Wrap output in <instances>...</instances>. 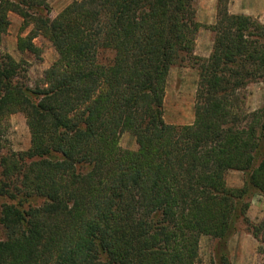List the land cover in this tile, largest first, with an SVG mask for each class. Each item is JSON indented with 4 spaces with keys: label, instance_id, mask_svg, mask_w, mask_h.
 Here are the masks:
<instances>
[{
    "label": "trees",
    "instance_id": "16d2710c",
    "mask_svg": "<svg viewBox=\"0 0 264 264\" xmlns=\"http://www.w3.org/2000/svg\"><path fill=\"white\" fill-rule=\"evenodd\" d=\"M47 1L0 0V39L14 13L31 27L20 54L39 58L38 36L57 54L31 86L0 51V264H200L203 236L229 264L235 223L264 195V93L238 112L241 89L264 87V24L232 15L231 0H216L208 26L195 0H72L53 19ZM201 28L213 34L207 58L193 54ZM188 61L194 121L166 124L169 71ZM16 113L30 146L4 154L1 122ZM124 132L139 151L119 147ZM228 171L245 174L241 187ZM252 229L264 243V220Z\"/></svg>",
    "mask_w": 264,
    "mask_h": 264
},
{
    "label": "rangeland",
    "instance_id": "374dc122",
    "mask_svg": "<svg viewBox=\"0 0 264 264\" xmlns=\"http://www.w3.org/2000/svg\"><path fill=\"white\" fill-rule=\"evenodd\" d=\"M72 0H48L49 17L53 19ZM196 21L202 25H211L215 20L216 0H195ZM229 12L235 16H250L264 24V0H231ZM9 26L0 39V51L9 54L21 63L26 70L29 85L40 80L43 72L56 60L57 54L51 43L43 36L36 37L33 42L41 49L39 58L31 54H20L16 49L17 38L25 36L31 27L21 30L22 19L9 13ZM213 34L208 29H199L194 41L193 54L199 58L210 55ZM113 57L110 52L100 55L102 62ZM198 83V71L194 62H183L173 66L167 77L163 100V120L175 126L190 125L194 121V105ZM264 87L262 83L251 82L239 92V114L243 115L259 109L263 103ZM1 145L4 154L24 152L30 146V134L23 114L16 113L5 117L2 122ZM119 147L128 151H139L140 147L134 136L124 132L119 136ZM245 174L238 171L226 173V184L230 188L243 185ZM250 206L246 213L249 221L237 220L234 232L227 241V259L229 264H264V243L254 238L253 226L264 220V195L253 193L249 198ZM217 240L203 236L199 242L200 264H219Z\"/></svg>",
    "mask_w": 264,
    "mask_h": 264
}]
</instances>
